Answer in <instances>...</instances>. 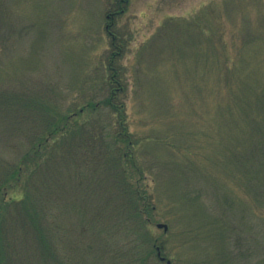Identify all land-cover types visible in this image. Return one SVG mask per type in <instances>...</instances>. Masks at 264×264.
<instances>
[{
  "label": "rangeland",
  "instance_id": "1",
  "mask_svg": "<svg viewBox=\"0 0 264 264\" xmlns=\"http://www.w3.org/2000/svg\"><path fill=\"white\" fill-rule=\"evenodd\" d=\"M112 1L0 0L2 257L116 264L120 165L152 264L155 247L173 264H263L264 0H128L107 31ZM116 88L128 143L105 104ZM26 197L43 239L21 225Z\"/></svg>",
  "mask_w": 264,
  "mask_h": 264
},
{
  "label": "trees",
  "instance_id": "2",
  "mask_svg": "<svg viewBox=\"0 0 264 264\" xmlns=\"http://www.w3.org/2000/svg\"><path fill=\"white\" fill-rule=\"evenodd\" d=\"M117 77H119V72L118 73L116 72V79ZM116 84L119 86L120 81L116 80ZM119 89L120 88H116V90L111 89L110 95L106 98L105 104L107 107L111 109V112L116 119L115 121L116 129H117L116 139L120 142L128 143L129 141L127 140H130L129 137L131 136V133L127 131V124L125 121L126 108H125V104L120 100L119 98L120 96H118V94L121 93ZM254 121L256 120L254 119ZM64 133H65V128L60 130V134L62 136L65 135ZM253 136L249 137L250 140L249 143H251ZM38 140H39L38 138L35 139L34 143H37V145L39 146ZM258 142L260 143L261 141ZM43 151H44V147L42 146L39 147V149L33 152L31 155L34 156V158H40L41 156L44 155ZM248 156L251 157L253 156V154L250 153ZM118 158L119 159L121 158L122 160L123 157L120 155ZM26 161L31 162L29 158L26 159ZM248 161H251V159L248 158ZM116 164L117 165L119 164L117 159H116ZM118 167L119 170L118 171L116 170V175L118 176L119 179L118 181H116V185H117L116 196L112 197L110 195L107 199V202L108 204L110 202L111 204L115 205V207L117 205L123 208L124 210H128L129 211V213L127 211L128 220H130L131 223L129 224V227L127 229L123 228L125 225L124 222H128L126 219H124V222L121 219H119V224H117L119 226V230L122 232V236L120 238H122L124 244L122 249L118 250L119 257L116 261V264H152L154 258L152 256V252L148 249V242L145 243L146 241H143L140 238V233H144V231L146 232V225H145L146 223L141 215L142 210H145L143 207L144 201L142 200L141 192L139 190H136V188H133L131 185H129V181L124 177L125 170L120 165ZM28 200L29 198L26 197L24 201H22L23 203L21 208L23 210V217L19 215V217L23 218L21 225L24 228H28V229L33 227L34 231L37 232L39 235H41V239H43L42 227L44 221L43 220L44 212L40 214L36 210L33 211L32 209H30L29 205L31 204H29ZM4 255L8 256V253L5 248H1V241H0V264H10V262L6 261V258H3ZM170 264L173 263L171 262ZM263 264H264V260H263Z\"/></svg>",
  "mask_w": 264,
  "mask_h": 264
},
{
  "label": "flooded vegetation",
  "instance_id": "3",
  "mask_svg": "<svg viewBox=\"0 0 264 264\" xmlns=\"http://www.w3.org/2000/svg\"><path fill=\"white\" fill-rule=\"evenodd\" d=\"M127 2H128V0H113L112 1L111 5H110V8H109V11L107 12V15H106L107 18L111 19L110 20V23L105 26V28L107 29V31L110 29L111 25L114 23V20L116 19V16L118 14L123 13L124 9L121 8V6L122 5H126ZM109 34L112 35V38L115 37L110 32H109Z\"/></svg>",
  "mask_w": 264,
  "mask_h": 264
},
{
  "label": "water",
  "instance_id": "4",
  "mask_svg": "<svg viewBox=\"0 0 264 264\" xmlns=\"http://www.w3.org/2000/svg\"><path fill=\"white\" fill-rule=\"evenodd\" d=\"M156 228H158V229H163V232H164V233H166L167 230H168L167 225H165V224H161V223L156 224ZM155 249H156V251H157V256H158V258L160 259V261H162V262L165 261L167 264H170V261L166 260L164 257H161L160 248H159V247H156Z\"/></svg>",
  "mask_w": 264,
  "mask_h": 264
}]
</instances>
